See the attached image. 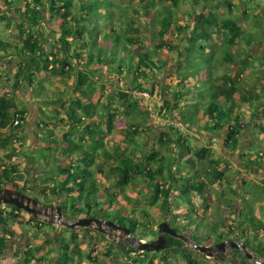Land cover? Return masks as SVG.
Returning a JSON list of instances; mask_svg holds the SVG:
<instances>
[{
    "label": "trees",
    "instance_id": "obj_1",
    "mask_svg": "<svg viewBox=\"0 0 264 264\" xmlns=\"http://www.w3.org/2000/svg\"><path fill=\"white\" fill-rule=\"evenodd\" d=\"M107 1L0 0V21H8L7 9L3 6H13V11L16 14L22 13V16H19L21 23L16 25L20 43L13 46L8 42L0 41V58L4 56H16L19 61L16 66L15 76L25 80V83L29 87L32 88L34 82L40 84L38 76L46 71L51 73L48 76L49 79H55L64 86H67L70 96L72 95L73 97L70 100L67 98L66 102H60V106L58 107L49 108L55 113L54 117L63 115L64 118H61V121H66L69 125V129H63L65 130V134L64 132L60 134L64 147L56 149L59 141L51 137L42 138L40 140L41 145L45 149L43 151L46 152L41 153L40 151L37 156L43 158L45 164L51 161L55 165L54 171L59 179L50 177L44 179L43 184L50 185L51 188L49 190L57 197L62 193L68 195L67 199L62 203L61 208L64 209L68 203L67 200L70 199L72 210L78 216L84 213V218L95 217L100 220L104 218L102 220L112 221L116 225L129 229L137 240H141L146 237L149 225L143 228L144 223L137 221L134 209L127 210L125 207L119 205L118 194L115 192L128 185H133V174H143L153 184V191L149 196V205L154 206L162 199V206L169 207L168 197L171 192L170 189L177 190L181 197H188L194 192L201 194L205 191L207 185V182H203V177L206 178L208 184H214L221 179L223 173L217 169H213L211 172L208 171V167L218 164L217 161L211 158L212 150L210 148L205 146L193 148L189 146L188 141L182 138L180 131L179 137L170 136L164 132L161 133L159 145L169 147L172 143L175 144L177 147V152L175 153L178 164H186L190 168L197 164L199 170L196 173L188 176H179L177 171L172 172V163L165 161V157L158 151H152L147 155H143L139 161L134 162L128 155L130 145L124 144L122 146L115 144L111 153L102 149L98 157L101 160H105L108 157L112 170L116 172L117 179L110 188L97 186L92 177V160L95 157L92 151L95 149V144H101V139H92V118L96 109V105L92 99V95L95 93L92 81L93 68L95 65L99 67L104 66L107 74L114 73L118 75L116 78L118 82L122 80L123 76L126 81L131 82L133 85L130 88L131 92H144L146 90L140 80L147 76L146 70H161L162 66L167 65L168 60L159 53L160 49L165 47L168 53H174L183 62L178 70H176V74L179 78L178 83L180 85L184 83V85L181 86L182 88L173 90L171 99L163 100V106L161 107L163 113H168L176 108V110L180 109L178 100L183 97V92H186V95L190 97L196 95L202 98L205 92L203 90H207L208 92L205 94L212 97L213 100L203 105L195 104L194 102L190 104V108L184 111L178 110V123L183 130L190 132L204 130L209 134H214L225 129L227 134L224 145L233 152L240 144L242 131L251 126L256 133L255 138L258 135H262L264 145V104L261 100L257 101L256 104H248V108L251 109L250 117L252 124L243 125L239 124L241 118L237 114H234L237 107L234 95L238 91L235 84H229L228 88L226 86L221 88L206 85V87H203V90H194L192 86L185 84L187 78L190 76L191 78L193 75L197 77L202 71H211L214 68L213 62L237 65L240 76V73L246 69L247 65V58L241 56L244 52H247L253 43H257L261 39L264 41V36H262V34L264 35L262 31L264 28L259 27L257 34L255 32H248L243 38L239 37L242 32V21L240 22L237 19L248 16V13L252 12L251 0L237 1L235 9L236 11H240L239 15L235 14L233 10L234 5L229 0H183L181 2L177 0H158L157 5L151 3L152 7H154L151 18H149L150 11L148 9L143 13V16L149 18L145 25L146 29L158 41L157 43L154 41L157 51L149 50L141 45L135 52L130 48L133 44L138 43L139 38L135 36L140 30L138 24L126 20L122 22L123 25L119 29H116L114 26L112 27V24L109 23L105 27L106 30H104L105 24L100 26V23L94 20L97 16L95 14L97 10L100 12L104 11L99 6ZM141 1L144 2L145 0ZM224 6L228 10V15L226 16H222L219 12L221 7ZM43 8L48 10L51 15L50 18L56 16L61 21L59 27L63 31L62 42L66 48H62L63 54L60 56V59H57L55 54L47 56L44 45L36 38L37 36H34L35 33L32 26L43 21ZM175 17L180 18L182 22L178 24L174 20ZM219 21L222 22L220 25ZM190 23L192 24L191 29ZM95 29L98 32H95ZM185 31H188V43L181 44L177 42L175 46L172 42H166V39H168L167 35L171 33L181 35ZM94 33L100 36V43L96 42L92 37ZM213 36L218 38L223 36L226 43L222 47L217 48L212 42ZM155 37L152 39L156 40ZM70 38H73L74 41L69 42L68 39ZM239 44H243L244 49L241 50ZM70 48L71 51H68ZM70 59L76 61V66L71 64ZM80 62L82 63L78 64ZM78 65L91 70L90 74L86 71H80ZM230 80L233 81L232 78ZM68 81H71L70 85ZM38 88L39 90H35L34 92L38 97H41L44 95V92H42V88L39 85ZM152 89L153 87H151V91ZM241 90L238 96L245 103L250 93L249 85L242 83ZM61 95L59 94V96ZM117 97L120 101L126 123H128L126 129L133 131L132 135H136L139 124L147 118V111L140 108L137 101L133 100L131 94L118 92ZM255 98L259 100L258 97ZM104 108L109 110V107L106 105H104ZM42 114L44 117H47L44 113ZM112 117H114L113 114L106 113V123L109 131L111 129ZM25 119V114L17 107L15 99L8 98L5 94L0 95V151L4 153L3 159L6 162V165L0 166V186H6L5 183L7 182L20 181V171L17 165L12 162L17 157V149L12 145V142L25 136L19 132L22 127L21 122H24ZM15 120H18V125L16 126L13 125ZM193 121L199 124L194 126ZM201 123H203L202 128ZM50 134H52V131L48 130L46 136L48 137ZM88 139L90 141L88 149L82 148L81 145L75 142V140L83 142ZM126 141L133 143L134 139L128 138ZM54 144L55 146H53ZM53 147L61 151L64 156L75 159V161L72 160L74 163L65 167L60 166L54 155L47 154V151H51ZM260 152L262 153L248 151L246 154L241 155L243 158L241 163L245 170L252 174H257L258 167L264 164V151L261 150ZM30 160L32 159L30 158ZM242 183L251 186V183L248 181L242 180ZM14 186L17 187V185ZM41 193L45 195L44 191ZM262 200H264L263 191L260 192L259 201ZM125 201L131 202L127 197H125ZM75 202H81L83 205L81 207H74ZM104 205L106 208L101 209ZM244 205L247 212H240V215L244 218L245 225L253 226L257 232L264 231V222L251 213V207H246V204ZM4 206L5 208L0 210V227L2 231V235H0V259L3 252L8 249L6 235L11 237L13 234L8 228V221H16L19 213L22 212L15 207ZM6 209H9V211L6 212ZM141 212L144 218H149L147 211L142 210ZM5 213L9 215V218L6 219L4 217ZM172 213L174 214L173 219L167 222L169 228L174 233L192 240L196 245L200 243V240H208L217 231V228L222 225L216 223L213 226L207 224L201 225L200 221L203 218L193 209L189 212L187 210H173ZM260 213H264V208L260 209ZM175 214H180L183 218L177 220ZM30 220L38 224L39 227H51L32 217H30ZM140 226H142V230L141 233H138L137 231ZM219 239L222 240L223 238ZM75 240L76 236L74 234L68 238L61 237L60 239L53 238L51 241L48 240L51 244L57 246L56 249H58L57 259L52 264L73 263L74 256L80 255L79 250L74 249L73 243ZM223 240L226 241L228 239ZM182 243V240L178 238L170 235L165 236L167 249H175L181 246ZM240 243H244L248 249L254 251L264 261V235L253 236L245 234ZM113 249L121 256L139 253L129 245V242L124 245L117 243L113 245ZM167 249L162 252H166ZM40 251V246H34L25 251V264H28L31 260L39 262V264H46L45 257L35 256ZM234 252L238 251L234 250ZM143 254L155 253L144 252ZM144 255L143 258L145 257ZM161 257L163 262H166L167 257L165 254H162ZM181 257L185 260L186 264H196L190 254L183 253ZM129 258L131 259L130 256ZM132 259L136 263L137 260L135 258ZM149 264H152V262L149 261Z\"/></svg>",
    "mask_w": 264,
    "mask_h": 264
},
{
    "label": "rangeland",
    "instance_id": "obj_2",
    "mask_svg": "<svg viewBox=\"0 0 264 264\" xmlns=\"http://www.w3.org/2000/svg\"><path fill=\"white\" fill-rule=\"evenodd\" d=\"M31 1V0H29ZM181 2L183 0H177ZM233 3V10L236 15H239L240 11H236V4L238 0H229ZM252 12L248 13V16L238 18L242 26V32L239 37L243 38L248 32L258 33V28H264V0H251ZM111 2V3H109ZM151 3L158 4V0H108L106 3H102L99 8H103V12L96 11L97 23L104 25V30L109 23L116 29H119L123 25V21H133L138 24L140 30L136 33L138 43L133 44L130 48L133 51H137L142 45L149 50L157 51L154 45V41L157 43L155 36L151 35V32L146 29L145 25L149 18L152 17L154 7ZM250 3V2H249ZM4 5V3H3ZM2 5V6H3ZM7 9V16L10 20V27L12 30H16V25L21 23L19 16L22 13L16 14L13 11V6L5 7ZM41 8V7H40ZM150 11L149 18L143 16L145 10ZM12 10V11H11ZM109 10V11H108ZM112 12H111V11ZM10 11V12H9ZM75 11V9H74ZM43 21H40L36 25H33L35 35L41 42L45 44V51L47 56L55 54L57 59H60V52L66 46L60 45L56 47L57 41L60 39L58 28H60L61 21L58 17L50 18V13L46 9H42ZM222 16L228 15L227 7H221L219 11ZM76 13V12H75ZM254 15H253V14ZM111 17V18H110ZM105 20V21H103ZM175 21L180 24L182 21L180 18H174ZM4 21L0 25V29L4 30ZM222 22L219 21V25ZM192 24L190 23V29ZM96 30V29H95ZM264 32V29L262 30ZM95 32H98L97 30ZM100 32V30H99ZM171 32V31H170ZM188 32V31H187ZM186 31L181 35L171 33L167 35L166 42L176 43H188L189 35ZM254 33V34H255ZM260 37L259 35H257ZM262 36H264L262 34ZM96 42H101L100 36L95 33L92 36ZM155 37L156 40L152 38ZM2 40H6L1 36ZM174 40V42H173ZM261 39L257 43H253L248 48L247 52H244L241 57L247 58L246 69L238 74V66L232 63L220 64L214 63V70L207 72H200L198 76L195 75L187 78L186 83L193 87L194 90H203L206 85L215 87H227L233 83L237 86L238 91L234 95V100L237 103L234 114L238 115L241 120L239 124L251 125V109L248 108V104H256L257 101L264 104V41ZM212 42L217 48L222 47L226 40L223 36L220 38L213 36ZM183 44V45H184ZM63 48V49H62ZM239 48L244 49L243 44H239ZM71 51V48L70 50ZM160 55H163L168 60L166 66H162L161 70H146L147 76L142 78L140 82L146 91L131 92L130 88L133 87L131 82L126 81L124 76L121 81H117L118 75L112 73L107 74L106 68L96 66L92 70V81L95 88V93L92 95L93 102L96 105V109L92 118V139L100 140L101 144H95V149L92 151L93 165L91 167L92 177L97 186H103L110 188L115 183L117 176L116 172L112 170L111 163L108 157L105 160H101L98 155L102 149H105L108 153L112 152V148L115 144H128L131 147L128 149V155L134 162L139 161L143 155H147L152 151L160 152L165 161L172 163V172L177 171L179 176H188L196 173L199 170L198 165L190 168L186 164H178L176 160L177 147L175 144L168 146H160L159 140L161 133H168L170 136L179 137V131L182 134V138L188 141L189 146L195 148L196 146H205L212 150L211 158L218 162L217 165L208 167V171L217 169L223 173V176L219 181L214 184H208V181L203 177V182L207 185L205 191L201 194L191 193L188 197H181L177 190L170 189L168 200L169 207L162 206V199L159 202L151 206L150 195L153 191V184L150 179L143 174H133V185L123 187L121 190H116L118 194V204L125 207L127 210L134 209L136 211L137 221L144 223V226L149 225V231L146 233V237L141 239L144 242L154 241L157 238V230L160 224L166 223L172 220L174 214L173 210H196L197 214L202 216L200 224H207L213 226V224H222L217 228V231L211 235L208 240H200L198 245L212 247L215 244L223 242V239L232 240L234 242H241L245 234L263 236L264 231L257 232L253 226L245 225L244 218L241 213L247 212L246 207H251V213L264 222V213H260V209L264 208V200H260V192H264V164L258 167L257 174H252L244 169L242 161V154H246L248 151H255L258 153L261 150L264 151L263 137L258 135L255 138V132L251 126L248 129L242 131L240 144L235 151H230L224 145L226 138V130L223 129L214 134H209L204 130L186 131L180 126L178 110H186L190 108L191 103H198L200 105L206 104L213 100L212 97L205 94L207 90H203L204 95L199 98L196 95L190 97L183 92V97L178 100V106L180 109L171 110L170 112L163 113L161 107L163 106V100L171 99L174 89L182 88L183 84L178 83V76L176 70L183 64L181 60L173 53H168L166 48H161ZM224 53V51H223ZM9 56L3 57L4 60H0V95H7L8 98L16 100L17 107L25 114V121L21 122L22 127L20 133L25 136L19 140H14L12 145L17 149V157L12 160L17 165L20 173V181L7 182L6 188H17L26 195L35 198L42 209H46L48 214L56 215L55 207L61 208L62 203L67 199V194L62 193L55 196L49 190L50 185L43 184V180L54 177L59 179L54 171L55 165L51 161L45 164L43 158L37 157L38 153H44L43 146L41 145L42 138H53L59 141L56 149L63 148V140L60 139V134H63L65 130L69 129V125L66 121H61L64 118L63 115L54 117L50 107L60 106V102H66L69 98V88L55 79H49L48 76L51 73L44 72L38 76V81L33 83V87H29L20 77L15 76L16 68L13 59H5ZM162 58V57H161ZM50 59V58H49ZM71 60V59H70ZM72 65L74 63L70 61ZM13 63L15 65H13ZM82 65H78L80 68ZM15 68V69H14ZM85 70V68H80ZM9 76V79L7 78ZM129 78V77H128ZM233 79V81L230 80ZM69 85L71 81H68ZM242 83L249 85L250 93L245 103L239 99V91L241 92ZM38 85L42 88L44 95L38 97L34 92L39 90ZM31 86V85H30ZM64 86V87H63ZM151 87H153L151 91ZM47 92V94L45 93ZM118 92L131 94L133 100L137 101L142 110L147 111V118L142 120L139 124L138 133L132 135L131 130L126 129L128 123H126L124 113L121 109L120 101L117 97ZM152 92V94H150ZM59 94H62L59 96ZM255 97H258L257 100ZM73 98V97H71ZM217 100V99H216ZM66 104V103H65ZM104 105L109 107V110L104 108ZM116 110V111H114ZM193 110V109H192ZM111 113L114 117L111 118V129H107L106 113ZM45 114L44 117L43 114ZM190 114V111H189ZM233 114V115H234ZM201 116V114H200ZM194 126L199 124L196 121ZM204 122V121H203ZM250 122V123H249ZM196 125V126H197ZM203 123H201V128ZM196 128V127H195ZM48 130L52 131L50 136H46ZM19 133V134H20ZM65 134V132H64ZM128 138L134 139L133 143L126 141ZM75 139V138H74ZM75 142L82 146V148L88 149L90 143L89 139L83 142L75 140ZM131 143V144H130ZM55 146V144L53 145ZM176 147V148H175ZM132 148V149H131ZM54 147L51 151H47V154L54 155L57 158V163L65 167L74 163L75 159L66 157L61 151L56 150ZM176 150V151H175ZM4 153L0 151V166L6 165L3 159ZM264 156V153H263ZM30 158L32 160H30ZM74 160V161H72ZM49 164V165H48ZM114 165V164H113ZM166 174V172H164ZM61 178V177H60ZM160 181L159 179H157ZM242 180L251 183V186H247L242 183ZM14 185H17L15 187ZM14 187V188H13ZM44 191L45 195L41 192ZM114 191V190H113ZM125 197L129 198L131 202L125 201ZM67 204L64 209L61 208V220L65 223L71 224L77 219L84 218V213L77 215L70 205V199L67 200ZM81 202H75L74 207H81ZM5 208L4 205H0V210ZM106 206H102L101 209H105ZM51 209H53L51 211ZM142 210L147 211L149 218H144ZM9 209H6L8 212ZM22 211V210H21ZM186 212V211H185ZM176 219H182L183 216L175 214ZM7 219L9 215L4 214ZM28 214L24 211L20 212L16 221L9 220L8 228L13 233L11 237L6 235L7 238V250L3 252L0 259V264H25L24 252L34 246H40L41 251L36 253V257H45L46 264H52L58 256L57 246H54L48 240L53 238L60 239L61 237L68 238L70 235H75L76 240L73 243L74 249L79 250L80 255L74 256L72 264H186L185 260L181 257L183 253L191 255L192 260L196 264H254L250 260L246 259L241 249L238 252H234L228 245L226 250L221 252L215 250L212 257H207L198 251L194 250L190 244L182 243L181 246L175 249H167L166 252H154L155 254L144 255L143 253L130 254L129 256H121L113 249V245L121 243L127 244L128 240L126 236L119 231H110L107 227H103L105 234L96 232L93 228L76 227L68 229L66 227L56 224H48L42 222L51 227H39L38 224L30 220ZM41 219L50 221L49 217L41 216ZM99 219V218H98ZM104 218H101V220ZM142 226L139 227L138 233H141ZM0 235H2L0 227ZM223 238L222 240L219 238ZM189 240V239H188ZM193 242L192 240H189ZM115 251V252H114ZM251 254L255 255L261 262H264L254 251L247 248ZM114 252V253H113ZM162 254L167 257L166 262L162 260ZM143 255L145 256L143 258ZM132 258H135L136 263ZM139 260V261H138ZM28 264H39L34 260H31Z\"/></svg>",
    "mask_w": 264,
    "mask_h": 264
},
{
    "label": "water",
    "instance_id": "obj_3",
    "mask_svg": "<svg viewBox=\"0 0 264 264\" xmlns=\"http://www.w3.org/2000/svg\"><path fill=\"white\" fill-rule=\"evenodd\" d=\"M0 205H9L15 207L19 210L24 211L26 214H28L35 220L47 222L48 224H54L53 219H55L56 224L66 227L68 229H73L76 227L93 228L96 232L102 234H105L103 227H107L110 231H119L126 236L129 245L139 253H144V252L157 253L166 249L167 247L165 245V236L170 235L174 238H178L182 240V242L184 243L190 244L194 250L198 251L199 253L207 257H212L213 252L215 250H220L221 252H224L227 247L226 245H228L229 248H231L232 250L241 249L246 259L250 260L252 263L264 264V262H261L255 255L247 251V247L244 243L234 242L232 240H226L219 244H215L212 247L196 245L193 242L189 241L186 237L174 233L173 230H171L166 223H162L159 225L157 230L156 240L149 242L137 240L131 234V231L129 229L116 225L109 220H100L95 217L80 218L74 221L73 223L68 224L61 220V212H60L61 208L59 206H56L54 209L56 215L48 214L45 208L41 210L40 204L35 198L27 196L21 193L20 191L11 188H0ZM52 210L53 209H51V211ZM41 216L49 217L51 220L50 221L43 220L41 219Z\"/></svg>",
    "mask_w": 264,
    "mask_h": 264
},
{
    "label": "crops",
    "instance_id": "obj_4",
    "mask_svg": "<svg viewBox=\"0 0 264 264\" xmlns=\"http://www.w3.org/2000/svg\"><path fill=\"white\" fill-rule=\"evenodd\" d=\"M7 19H8V21L7 22H9V23H7V25L5 24V29L4 30H2V29H0V41H2V42H8V43H10L11 45H13V46H15V45H19V43H20V40H19V37H18V33H17V30H12L11 28V26H10V20H9V17H7ZM23 21H24V19H23ZM4 21H0V25L3 23ZM18 24H20V23H18ZM11 27V28H10ZM58 31H59V35H60V39L57 41V43L55 44L56 45V47H60V45L62 44V46H63V42H62V39H63V31H62V29L61 28H58ZM1 36H3V37H5L6 38V40H2L1 39ZM34 36L36 37V35L34 34ZM68 41L69 42H73L74 40H73V38H70V39H68ZM80 42V41H79ZM43 45H44V47H45V44L46 43H44V42H41ZM62 51V50H61ZM60 54L62 55L63 54V52H60ZM85 56V55H84ZM4 57H6V56H4ZM50 58V57H49ZM5 59H13V62L16 64H14L13 63V65H15V68H16V66H17V63H18V59H17V57L16 56H9V58H5ZM0 60H4L3 59V57H1L0 58ZM73 63H74V66H76V61L74 60V59H72L71 60ZM82 62H80V63H78V64H81ZM83 68H85L84 66H82ZM82 67H80V68H82ZM14 68V69H15ZM80 68H79V70H80ZM80 71H83V70H80ZM84 71H86L88 74H90V72H91V70H89V69H87V68H85V70ZM7 78L9 79V76H7ZM64 87V86H63ZM65 88H67V86H65ZM46 94H47V92H45ZM71 97H72V95L71 96H69V100L71 99Z\"/></svg>",
    "mask_w": 264,
    "mask_h": 264
},
{
    "label": "flooded vegetation",
    "instance_id": "obj_5",
    "mask_svg": "<svg viewBox=\"0 0 264 264\" xmlns=\"http://www.w3.org/2000/svg\"><path fill=\"white\" fill-rule=\"evenodd\" d=\"M0 188H6L5 186H3V185H1L0 186ZM14 188V187H13ZM15 190H18L17 188H15ZM18 191H20V190H18ZM21 192V191H20ZM21 193H23V192H21ZM23 194H25V193H23ZM26 195V194H25ZM28 196V195H27ZM33 198V197H32Z\"/></svg>",
    "mask_w": 264,
    "mask_h": 264
},
{
    "label": "built area",
    "instance_id": "obj_6",
    "mask_svg": "<svg viewBox=\"0 0 264 264\" xmlns=\"http://www.w3.org/2000/svg\"><path fill=\"white\" fill-rule=\"evenodd\" d=\"M14 126L18 125V120H15L13 123Z\"/></svg>",
    "mask_w": 264,
    "mask_h": 264
}]
</instances>
